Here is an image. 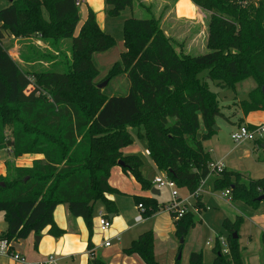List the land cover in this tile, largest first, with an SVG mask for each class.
<instances>
[{
  "label": "trees",
  "instance_id": "obj_1",
  "mask_svg": "<svg viewBox=\"0 0 264 264\" xmlns=\"http://www.w3.org/2000/svg\"><path fill=\"white\" fill-rule=\"evenodd\" d=\"M190 1L210 13L208 52L198 56L177 53L160 28V18L152 14L124 20L125 49L109 70V76L124 73L128 79V94L119 97L106 96L91 84L99 73L94 54L110 50L115 42L98 26L90 8L77 34L76 0H11L0 10V149L11 148L15 158L42 156L30 167H14L13 174L0 175L4 184L0 186V212L6 224L0 239L26 240L32 233L39 236L47 227L51 236H62L53 213L63 204L73 217L84 221L89 233L87 249L91 251L95 205L101 204L109 218L117 214V208L106 195H124L108 183L112 168L122 162L123 172L142 190L153 188L142 176L140 157L123 155L122 150L132 144L129 128L143 127L141 138L146 140L156 169L176 187L195 194L212 174L208 165L213 161L202 143L213 135L215 119L221 116L217 95L199 78L203 71L216 87L230 90L253 80L255 87L243 104L244 115L264 112V0ZM104 5L107 18L116 19L132 7L133 0H104ZM4 34L14 38L40 36L60 57L64 54L59 48L62 41H69L71 62L60 71L57 57L44 58L29 45L20 60L33 65L46 62L50 67L39 72L31 69L33 65L22 69L4 48ZM242 177L223 170L213 179V191L229 190L231 200L255 207L261 203L257 197L264 194V177L247 183ZM133 201L142 206L143 217L160 209L155 196H134ZM169 214L176 236L184 239L195 225L193 213L178 220L174 213ZM241 221L239 216L234 222L224 219L228 253L216 243L211 264H247L239 237H232ZM260 240L259 256L264 264V234ZM123 254H136L144 264H159L152 231L139 235ZM89 264L106 263L94 257ZM174 264H181L180 260ZM187 264H203L202 253L191 252Z\"/></svg>",
  "mask_w": 264,
  "mask_h": 264
},
{
  "label": "rangeland",
  "instance_id": "obj_2",
  "mask_svg": "<svg viewBox=\"0 0 264 264\" xmlns=\"http://www.w3.org/2000/svg\"><path fill=\"white\" fill-rule=\"evenodd\" d=\"M174 2L175 0H133L132 7L125 8L118 18L106 19L105 31L113 37L115 45L110 50L103 53H96L93 56V62L99 71L98 75L91 79V84L94 85L95 88L98 89L99 85H103L99 90L106 96L119 97L128 94L129 83L124 73L109 76L110 68L115 62L120 60V54L125 49L123 41V21L131 17L147 18L149 14H152L155 18H160L161 28L162 18L167 12L164 6L170 9ZM131 10H135V15L131 13ZM78 12L79 22L75 34L78 32L79 25L85 20L83 18L85 13L84 5L78 6ZM200 12V17L197 18L199 21L198 23L182 20L175 24L172 19H169L167 23L163 25V29L161 28L164 35L172 42L177 53L181 55L198 56L208 52L206 48V39L210 13L201 9ZM32 38H37L40 41L43 40L40 36H33ZM30 43L37 49H40L38 55L44 56V58L46 57L47 59L57 57V62L60 63V67L57 69L60 71L65 70V67L71 62L68 51L69 41H62L63 44H61V46L58 45L61 51L64 52L61 57L55 55L54 52L46 49V47L43 48L42 45L40 47L36 41L34 43L31 41ZM43 43L46 44L45 42ZM3 46L19 66L24 69L23 65L20 64L17 59L18 52L20 51L19 48L15 49L13 42L12 45L3 43ZM44 63L46 62H42V64L37 63L33 65L31 69L39 72L50 67V65H44ZM199 78L204 80L208 84L210 91L217 95L221 113V116L215 119V132L208 140L202 143L204 149L209 151L212 157L215 158L214 163L221 162L223 164V170H231L240 173L243 176L242 181L244 183H247L250 179L264 177V134H262L261 137L254 138L239 145H236L231 140V133L239 126L245 125L244 119H242V116H246L243 112V104L244 101L248 99V93L255 87V83L253 80L247 79L237 84L235 89L230 90L223 87H216L215 84L207 78V71H203L199 75ZM253 120L254 123L259 124L262 122L261 125L264 124V113L254 114ZM131 129L133 128L128 129L129 133ZM5 130L6 135L9 136V126H6ZM137 133L139 137H142L144 133L143 127H138ZM145 150L146 140L144 138H142V140L134 138V142L126 147V151L129 153L137 152V154H142ZM0 156L1 159H6L3 163V166L5 164L6 167L5 175L13 174V168L15 166L12 161L7 160V158H15L11 148L4 147L0 149ZM3 166L1 163L0 172L4 171ZM148 167L149 166L146 167L147 171L145 176L146 178H152L154 176V171ZM162 174L166 175L165 173ZM216 176H219V173L211 174L203 185L201 183L202 187L200 193L195 198L190 196L189 192L184 187L175 188L181 201L189 198L188 207L190 208L192 205L199 209L198 214H193V219L196 224L185 236L183 243H181L180 237L170 236V240L173 244L179 246L177 257L179 254L182 255L180 263H188L187 254L191 250L193 252L197 251L202 253L203 264H211L213 259V252L211 249L213 246L217 243L221 250L225 249V245H222L220 242V239L225 241V243L227 241L228 233L223 228L224 219L228 218L234 222L235 218L239 216L242 221L239 223L237 229V236L240 238L238 242L242 247H246L244 253L248 259L247 261L249 264H263L261 262L262 258L258 255V251L261 249L260 237L264 234V202L254 207L240 201L231 200L230 196H224L225 191L214 192L213 179ZM109 178L112 181V176ZM159 192L160 195L156 197V201L160 209L149 217H143L139 212L137 214L132 212L133 205H136L132 200L121 198L120 201L118 200V206L128 226L135 225V223L138 222L135 217L141 215L144 220L149 219L146 223L141 225L142 228L151 230L154 226L162 227L161 235H159L160 239L159 237L158 239H155L156 237L154 238V246L158 253V256H155V253L154 256L157 262L159 258L163 263L167 264L170 263L168 255L173 245L170 244L165 237L166 231L164 227L170 223V214L166 210L165 205L170 203L172 199L168 188L159 189ZM202 197L204 204L202 202ZM98 205L101 204L98 203ZM98 205L94 207L93 218L97 215ZM162 205L165 206L164 209L161 208ZM199 205H201V207ZM198 219H201V223H198ZM5 225L3 213L0 212V229H4ZM103 243L104 240L102 239V246ZM112 243L114 245L118 243V241L111 242V244ZM25 244L26 241L22 240L19 244H16L15 248H20L19 245ZM96 258L101 259L100 253H96Z\"/></svg>",
  "mask_w": 264,
  "mask_h": 264
},
{
  "label": "crops",
  "instance_id": "obj_3",
  "mask_svg": "<svg viewBox=\"0 0 264 264\" xmlns=\"http://www.w3.org/2000/svg\"><path fill=\"white\" fill-rule=\"evenodd\" d=\"M77 1L79 2L77 6L84 5L85 7V13H84L83 18L86 19L87 9L90 8L96 17V22L98 26L102 30L105 31L107 16L105 15L104 0H77ZM10 3H11V0L0 1V10L8 7ZM164 7H166L167 12L164 14L162 18V22H161L162 29H163V25L167 23L169 19H172L173 22H175V24L179 23L182 20H185L187 22L190 21L193 23L199 22L197 18L200 17V13H201L200 9L196 7L190 0H175V2L171 5L170 9L167 6H164ZM131 13L135 15V10H131ZM81 25L82 24L79 25V28ZM31 41L32 43L36 41V43L39 44L40 47L42 45L43 48L46 47V49H49L47 44H44L42 41H40L37 38L36 39L32 37L31 38H14L13 36H10L8 34H4L2 44L8 43L12 45V42H13V46L15 47V49L19 48L20 50L18 52V57H17L19 63L23 65L24 69H29L30 65H33L34 63L25 64L20 60V56L22 54L24 55V53L27 52L26 46L32 45L30 43ZM13 60L15 59L13 58ZM44 65H48V64L44 63ZM259 113H264V112H252L246 115L245 117L242 116V119H244L245 124L259 126L261 125L262 122L257 124V123H254V120H253L254 114H259ZM201 132H204L203 128L200 131V133ZM130 134H131L132 142H134V138L142 140V138L139 137L137 133V129H131ZM122 152H123V155H126V156L135 155V156L140 157V159L142 160V167L140 169L142 176L145 179L150 180L152 182L153 188L151 190H154V192L158 191V194H152L151 190L150 191L142 190L140 185L136 182V180L131 175L124 173L120 166L113 167L110 173V176H112V181L109 178L108 183L112 187L120 191L121 193H124V195H116V194L106 195V198L113 201L117 208V214L109 215L110 218L112 217L111 219L112 226L107 232L105 233L99 232L97 215L95 216V218L92 219V236H91V242L93 244L92 250L90 251L87 249L89 233L85 226L84 221L82 220V218L73 217L69 213L67 206L62 204V205H58L55 208L54 213H53V220H54L55 225L59 229L63 230L62 236L58 238L51 236L50 234H48V227H47L40 233L39 236L33 233L30 234L28 238L25 240L26 244L19 245L20 248H15V246L17 243L19 244V242H21L22 240L13 242L12 251L19 253L20 255L25 257L26 258L25 264H36L37 262L41 261L42 259H44L45 256L49 254H55L59 258L60 264H89L90 259L96 257V253H100L101 260L105 262L106 264H144L138 255L133 254V255L127 256L123 254V250L125 248H128L130 243H132V241L136 240L137 237H139L138 235H141L142 233L146 231H152L154 238L156 237L155 239H158L159 237L160 239L159 235H161L160 233H161L162 227L154 226V228H152L151 230H148V228H142L141 225L146 223L149 220V219L144 220L143 217L141 221L139 222L135 221L136 222L135 225L128 226L124 219L123 213H121L119 209L118 200L120 201L121 198H124V199H129L133 201L134 196H140V197L155 196L157 197L160 195V192H159V189L156 188V185L153 184V179L160 175L162 177H166V176L160 173L156 169L155 164L149 158V153L147 154L148 152L147 150H145L144 153L142 152V154H137V152L129 153L126 151V148H124ZM210 157L212 161L214 162L215 158H213L211 154H210ZM38 159H42V156L28 154V155H23L22 157L13 158V159L7 158V160H10L13 162L15 167H30L33 161L38 160ZM5 161L6 159L3 160L1 159V156H0V166H1V163L3 166V163ZM147 166H149L148 168L154 171V176L152 178L150 177L146 178L145 176L146 171H147V168H146ZM3 168H4V171L0 172L1 176H4L6 173L5 164ZM202 202L204 204L203 197H202ZM97 209H98L97 212L98 211L104 212V208L101 205H98ZM132 212H135L136 214L139 212L141 214L140 210H138V205H135V204L133 205ZM136 218L137 216L135 217V219ZM228 220L231 221L230 219ZM169 221L170 223H168V225L164 227L165 228L164 230L166 231L165 237H166V240L169 241L170 244L173 245V247L170 249V253L168 255V259L170 263H167V264H174V262L177 259L176 257H177L179 246H175V244H173V242L170 240V236L174 237L176 235H175L174 220L170 217ZM198 221H199L198 223H201V219H198ZM5 228H6V225H5ZM5 228L0 229V233L3 232ZM36 237H39L38 241L36 240L37 239ZM107 238L110 239L111 242L118 241V243H115L114 245L112 243L110 244L109 247H103L102 239L104 240ZM260 247H261V244H260ZM240 248H241V254L243 255L244 261L247 264H249V262L247 261L248 259L246 258V255L244 253L246 247L245 246L242 247L240 245ZM259 251H258V255H259ZM191 252L193 251L190 250L187 254V261H188L189 254ZM154 253H155V256H158L155 246H154ZM213 259H214V254H213ZM157 260H158V263L165 264L159 258ZM0 264H21V263L14 261L10 256H0Z\"/></svg>",
  "mask_w": 264,
  "mask_h": 264
},
{
  "label": "built area",
  "instance_id": "obj_4",
  "mask_svg": "<svg viewBox=\"0 0 264 264\" xmlns=\"http://www.w3.org/2000/svg\"><path fill=\"white\" fill-rule=\"evenodd\" d=\"M77 5L79 2L77 1ZM262 134H264V124L256 126L254 129H249L245 125L239 126L234 132L231 133V140L236 144H242L246 141L252 140L257 137H261ZM148 154V152H147ZM208 169L213 173H220L223 171L224 167L223 164L220 163H210L208 165ZM210 176V175H209ZM206 181V180H205ZM201 182L202 185L205 182ZM153 184L156 185L157 189H162V188H168L170 190V196H171V202L166 205V210L170 213H174V219L178 220L181 217H183L186 213L191 212L193 214H198L199 209L192 206L189 208L188 207V199H185L181 201L179 198L177 190H175L176 186L173 181L169 180L167 177H162V176H157L153 179ZM200 184V187L196 191L195 194L190 195L192 197H196L200 193V189L202 187ZM229 190H226L224 192V196H229ZM138 210H142V206L138 205ZM142 216L138 215L136 218V221H141ZM97 220H98V229L99 232L105 233L107 232L111 226V220L107 218L106 214L103 211H98L97 212ZM220 242L222 245H225V249L222 250L223 253H228V248L227 244L225 241L220 239ZM111 244L110 239H104L103 246L104 247H109ZM12 245L13 241H8L5 239H0V256H10L14 261L19 262L21 264L26 263V258L20 255L19 253L13 252L12 251ZM36 264H60L59 258L55 254H49L44 257L41 261L37 262Z\"/></svg>",
  "mask_w": 264,
  "mask_h": 264
},
{
  "label": "water",
  "instance_id": "obj_5",
  "mask_svg": "<svg viewBox=\"0 0 264 264\" xmlns=\"http://www.w3.org/2000/svg\"><path fill=\"white\" fill-rule=\"evenodd\" d=\"M102 86H103V85H99V86H98V89H100ZM262 91H263V93H264V87H262ZM213 130H214V131L216 130V127H215V126H213ZM118 166L123 167V163H122V162H118ZM0 186L4 187V184H3V183H0ZM151 193H152V194H158V191L154 192V190H151ZM256 200L259 201V202H264V194L261 195V196H259V197H257ZM90 206H91V207L93 206V202L90 203ZM109 218H110V217H109ZM111 219H112V217L110 218V220H111ZM232 237H233V239H237V238H238V236H237L236 233H233ZM36 238H37L36 240L38 241V240H39V237H36ZM180 241H181V243H183V239H182V238H181ZM180 259H181V254H179L178 257H177V260H180Z\"/></svg>",
  "mask_w": 264,
  "mask_h": 264
}]
</instances>
